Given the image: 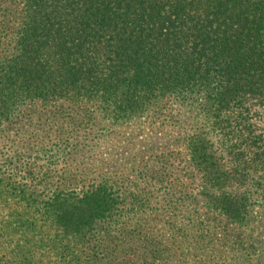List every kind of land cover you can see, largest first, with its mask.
Returning <instances> with one entry per match:
<instances>
[{
	"label": "trees",
	"instance_id": "trees-1",
	"mask_svg": "<svg viewBox=\"0 0 264 264\" xmlns=\"http://www.w3.org/2000/svg\"><path fill=\"white\" fill-rule=\"evenodd\" d=\"M17 13L18 36L9 51L7 34ZM129 92L141 100L130 104ZM26 99L81 104L70 109L69 121H77L74 112L86 118L83 139L104 120L126 128L135 123L134 132L148 129L152 145L172 143L179 134L185 155L208 181L202 194L219 215L242 224L252 205L264 206V0H0V141ZM34 117L30 112L20 120L22 146L40 141L49 148L51 142L56 155L68 160L86 159L101 146H87L83 156L62 149L84 140L62 136L63 129L50 138L44 121L31 128ZM171 146L156 151L158 162L144 164L140 176L148 187L141 189L158 197L156 190L167 182L162 205L174 197L168 205L177 207L181 193L170 189L175 181L168 162L176 157ZM21 156L8 171L0 166V208L13 206L10 213L30 229L49 225L60 262L73 263L88 251L99 264L98 251L113 258L119 245L123 251L132 247V239V258L125 253L114 264L170 261L189 253L177 212L155 218L172 217L170 226L183 238L176 243L141 223L147 210L138 213L135 228L132 219L119 226L120 203L128 194L114 190L122 181L117 172L68 189L39 174L42 164L21 162ZM18 170L28 172L26 181ZM141 196L132 192L136 200ZM144 203L142 197L137 206ZM21 264L33 260L25 254Z\"/></svg>",
	"mask_w": 264,
	"mask_h": 264
},
{
	"label": "rangeland",
	"instance_id": "rangeland-1",
	"mask_svg": "<svg viewBox=\"0 0 264 264\" xmlns=\"http://www.w3.org/2000/svg\"><path fill=\"white\" fill-rule=\"evenodd\" d=\"M13 2L21 4L23 0H13ZM20 19L21 17L17 13L12 15L10 20L11 27L7 34L8 43H10L9 51L14 50ZM127 96L130 104H132L133 98L137 101L141 100L136 96L132 97V92H129ZM37 102L36 104L31 103L28 99L21 101L22 108L17 111H23L12 119L13 122H8L10 127L4 132L5 136L0 141V166L5 170H10L9 168L15 163L19 165L20 161L15 162V160L21 154L22 156L19 158L21 162L42 164L43 168L39 169V174H43L48 180H56L68 185V189H80L83 185L100 181L103 178L100 173L108 176L113 171L117 172L122 181L120 187L114 190L126 191L128 194V197L120 203L123 216L119 226L125 220L132 219V227L135 228V224L138 222V213L147 210L146 221L142 220L141 223H147V225H151V228H159L165 233L164 238H169L170 241L176 243L183 238L177 236L173 227L170 226L172 222L168 221L172 217L164 214L161 220L155 219L160 213L173 211L181 217L180 221L184 223L182 224L184 231L189 236V240L185 242L187 245L183 248V250H188L187 255L182 256L177 253L170 261L157 259L156 262L148 261V264H264V206L258 202L252 205L248 211L247 219L242 224H236L227 216L219 215L209 199L202 194V187L208 184V181H205L204 175L198 172L193 164L194 161L185 155L186 148L182 144L179 134L173 138L175 141L172 143L157 142L152 145L146 140L151 135L148 129H141L136 133L132 130V125L135 123L131 122L126 128V125H114L112 122L107 123L104 120L100 124V130L92 131L83 139V132L88 130L86 118L80 117L77 112H74L72 116L76 117L77 121H69L70 109L72 107L80 108L81 104L70 106L69 102L63 103V100L52 104L45 103L43 100ZM84 107L90 108L89 106ZM30 112L35 116L33 124H30L31 128L35 126L36 129L38 123L42 124L44 121L46 136L50 134V138H54L63 129L62 136L74 134L84 140V143L77 148L63 146L62 149L81 150L80 155L83 156L87 146L93 147L97 143L101 146L98 151L89 153L86 159L79 158L77 160H68L69 158L59 153L56 155V146H53L51 142L47 145L49 148H46V145L40 141L32 144L28 141L30 144L25 143L26 145L22 146L17 138L22 131L19 127L23 126L20 120ZM17 129H19L18 134L16 133ZM70 130L74 131L70 133ZM169 144H172L170 150L176 153L175 159L172 162L168 160V163L173 165L171 179L175 181V186L170 188L171 192L181 193L177 207L168 205L169 201H176L174 197L166 198L167 206L162 205L165 198L164 193H168L164 189L167 182L161 189L156 190V193L159 194L158 197L141 189L148 187V183L140 176V172H143L146 166L144 164L149 161L147 165H150L151 162H158V159L154 160L155 155L158 154L156 151L164 150ZM153 152L156 153L153 155ZM50 159L53 161H49ZM5 164L8 168L4 167ZM17 173L20 178H24L26 181L25 176H28V172L18 170ZM132 192H140L142 196L136 200L135 197H132ZM142 197L145 203L137 206V202ZM148 197H150L152 205H149ZM11 208L14 209L13 206ZM11 208H0V264H21L25 254L33 260V264H64L60 262L62 256H58L56 249L52 246L53 234L49 225L43 226V228L38 227L36 230L22 226L23 224L18 222L19 215L10 213ZM153 210H157L156 214L158 215H149ZM59 233L63 234V232ZM131 245L132 247L130 246L127 248L128 250L124 251L123 247L119 245L117 254H114L113 258L98 251L101 258L99 264H114L117 262L116 259L121 258L125 253H127L126 258L127 256L129 259L132 258L130 253L136 249L137 245L133 243V239ZM70 261L65 264H97L93 259L91 260L88 251L84 252L78 260L75 259L73 263Z\"/></svg>",
	"mask_w": 264,
	"mask_h": 264
}]
</instances>
